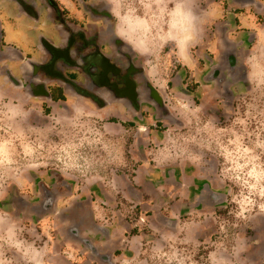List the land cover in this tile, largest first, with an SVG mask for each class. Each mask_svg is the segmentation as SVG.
Returning a JSON list of instances; mask_svg holds the SVG:
<instances>
[{"label": "rangeland", "instance_id": "rangeland-1", "mask_svg": "<svg viewBox=\"0 0 264 264\" xmlns=\"http://www.w3.org/2000/svg\"><path fill=\"white\" fill-rule=\"evenodd\" d=\"M107 1L168 116L60 110L1 82L0 264H88L57 215L78 201L124 240L117 264H264V34L247 85L221 103L201 80L225 20L218 0ZM55 177L70 191L44 215L40 187Z\"/></svg>", "mask_w": 264, "mask_h": 264}, {"label": "flooded vegetation", "instance_id": "flooded-vegetation-1", "mask_svg": "<svg viewBox=\"0 0 264 264\" xmlns=\"http://www.w3.org/2000/svg\"><path fill=\"white\" fill-rule=\"evenodd\" d=\"M218 2L231 9L247 5L256 19L264 22V0ZM231 15L233 12L229 20L234 22ZM225 22L219 23L217 56L204 54L208 70L201 77L207 86L214 87L221 103L232 100L247 85V52L256 42L249 45L241 34H226L225 30L235 24L228 27ZM36 29L41 32L34 38ZM18 33L25 34L21 47L10 35ZM1 82L33 101L60 110L74 103L97 110L117 107L141 124L146 117L158 122L168 116L162 91L150 77L141 53L119 35L107 0H0ZM194 91L191 87L188 93ZM172 181L173 175L167 176L165 185L172 186ZM40 188L44 215L52 214L58 200L64 198L61 196L70 191L56 177L52 186ZM57 215L65 223L66 237L76 240L90 264H114L124 243L105 242L106 232L94 222L90 203H68ZM99 239L104 246L98 245Z\"/></svg>", "mask_w": 264, "mask_h": 264}, {"label": "crops", "instance_id": "crops-1", "mask_svg": "<svg viewBox=\"0 0 264 264\" xmlns=\"http://www.w3.org/2000/svg\"><path fill=\"white\" fill-rule=\"evenodd\" d=\"M230 12H233V15H231V16L233 19H235L234 22L229 20ZM252 12H253L252 8H250L247 5H244V6L239 5L238 9H236L234 7L232 9L230 7L226 8V6H225L223 17L226 19V22H225L226 25H228V27H230L229 25L231 24V22H233L235 24V26L233 28H230V29L228 28L225 30L226 34H241V36L243 37L244 40L246 39L247 41L250 42L249 45L250 44L253 45V40L254 41L257 40L258 34H264V31L261 29L262 27L260 26V24H262L263 22L256 19V15L253 14ZM231 29L235 30L234 33H228L231 31ZM38 32H41V30L40 29L34 30L32 37L36 38ZM118 32H119V35L121 37H123L121 35L122 33L120 32L119 28H118ZM10 35H11L12 39H14L17 42V44H19L20 47L23 46L25 34L18 33V34H10ZM123 38L127 40V38H125V37H123ZM127 41H129V40H127ZM33 44H34V41H33ZM194 187H195V185H194ZM200 188H202V186H198V191L200 190ZM101 229H103V231L106 232L105 242H110L113 244V243L122 241V240L114 238V234L117 233L116 229L115 230L111 229V227L110 228L105 227V228H101ZM122 242L124 243V240ZM123 250H124V248H123ZM118 257H119V255H117L114 258V264H117V258ZM90 263H91V259H90V262H88V264H90ZM66 264H75V263L68 261V263H66ZM80 264H85V262H83V260H82V262H80Z\"/></svg>", "mask_w": 264, "mask_h": 264}]
</instances>
